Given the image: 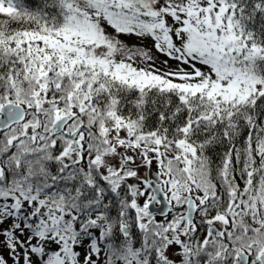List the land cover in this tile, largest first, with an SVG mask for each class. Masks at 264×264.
<instances>
[{
  "label": "snow or ice",
  "instance_id": "1",
  "mask_svg": "<svg viewBox=\"0 0 264 264\" xmlns=\"http://www.w3.org/2000/svg\"><path fill=\"white\" fill-rule=\"evenodd\" d=\"M0 264H264V0H0Z\"/></svg>",
  "mask_w": 264,
  "mask_h": 264
}]
</instances>
